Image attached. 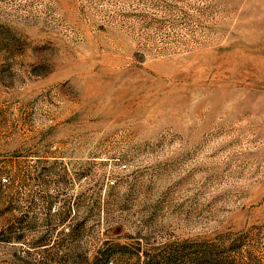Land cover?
Returning a JSON list of instances; mask_svg holds the SVG:
<instances>
[{
  "label": "rangeland",
  "instance_id": "1",
  "mask_svg": "<svg viewBox=\"0 0 264 264\" xmlns=\"http://www.w3.org/2000/svg\"><path fill=\"white\" fill-rule=\"evenodd\" d=\"M0 264H264V0H0Z\"/></svg>",
  "mask_w": 264,
  "mask_h": 264
},
{
  "label": "trees",
  "instance_id": "2",
  "mask_svg": "<svg viewBox=\"0 0 264 264\" xmlns=\"http://www.w3.org/2000/svg\"><path fill=\"white\" fill-rule=\"evenodd\" d=\"M3 182H5V180Z\"/></svg>",
  "mask_w": 264,
  "mask_h": 264
}]
</instances>
